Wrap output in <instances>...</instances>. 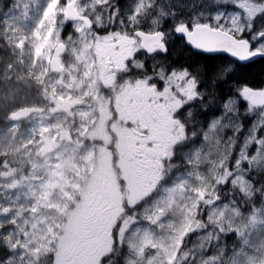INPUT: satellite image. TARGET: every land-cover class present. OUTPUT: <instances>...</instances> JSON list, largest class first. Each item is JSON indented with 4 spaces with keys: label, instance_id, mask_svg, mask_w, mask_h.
Listing matches in <instances>:
<instances>
[{
    "label": "snow or ice",
    "instance_id": "6c2138e0",
    "mask_svg": "<svg viewBox=\"0 0 264 264\" xmlns=\"http://www.w3.org/2000/svg\"><path fill=\"white\" fill-rule=\"evenodd\" d=\"M33 33H50L61 63L74 51L98 108L141 93L156 131L143 130L136 173L98 206L77 190L104 146L89 114L42 126L67 154L29 195L0 200V264H264V0H44Z\"/></svg>",
    "mask_w": 264,
    "mask_h": 264
},
{
    "label": "flooded vegetation",
    "instance_id": "af4514ba",
    "mask_svg": "<svg viewBox=\"0 0 264 264\" xmlns=\"http://www.w3.org/2000/svg\"><path fill=\"white\" fill-rule=\"evenodd\" d=\"M63 51L55 43L49 51L45 73L40 81L34 77H15L3 82L1 65L6 52L0 48V86L6 83L13 85L15 90H20L0 95V200H12L15 203L16 199L29 195L31 178L35 173L47 174L49 164L57 159L58 153L67 154L65 141L59 135L53 140L49 133H44L45 138L41 139L39 129L44 125L59 124L64 129H71L74 119L76 122L80 121L81 111L89 114L93 142L97 145L103 143L104 146L97 147L94 159L89 161L88 177L85 178L81 173L83 188L78 186L77 190L87 191L90 199L98 206L106 205L114 196L119 195L118 177L127 179L136 173L142 159L140 153L143 147V130L148 128L150 135L156 131L154 127H149L153 124L155 113L141 93L113 97L110 105L106 100L103 107L98 108L95 101L85 96L82 90L92 87L87 78L77 79L78 73L71 63L74 51L65 55L61 63L60 54ZM101 55L106 62L109 54L98 52V65ZM84 59L86 57L81 53V60ZM65 64L69 65L67 69L64 68ZM88 73L94 77L102 75V67L100 73H95L89 63ZM61 78L65 82H71L70 89L58 82ZM69 91L71 99L68 98ZM61 95L65 99L61 100ZM73 100L77 103L73 104ZM54 105L55 110H52ZM69 106L73 108V114L66 116L64 109ZM21 108L28 111L18 112L21 115L16 126L9 127L8 113ZM94 111H99L100 115L93 123ZM50 132L58 133L60 128L53 127ZM108 145H112L111 151L108 150ZM102 151L107 152V158L99 157ZM26 175L28 179L25 178Z\"/></svg>",
    "mask_w": 264,
    "mask_h": 264
},
{
    "label": "rangeland",
    "instance_id": "374dc122",
    "mask_svg": "<svg viewBox=\"0 0 264 264\" xmlns=\"http://www.w3.org/2000/svg\"><path fill=\"white\" fill-rule=\"evenodd\" d=\"M43 5L44 0H0V48L6 52L1 65L3 82L15 77H34L40 81L43 77L49 51L55 45L48 39L50 33L43 36L33 33ZM25 6L28 9L27 19L22 14ZM13 87L1 84L0 95L20 91ZM99 157L105 159L108 154L102 151Z\"/></svg>",
    "mask_w": 264,
    "mask_h": 264
},
{
    "label": "water",
    "instance_id": "95a60500",
    "mask_svg": "<svg viewBox=\"0 0 264 264\" xmlns=\"http://www.w3.org/2000/svg\"><path fill=\"white\" fill-rule=\"evenodd\" d=\"M53 64H54V67H55V61H54V63H53ZM17 115H18V117H19L21 114H17Z\"/></svg>",
    "mask_w": 264,
    "mask_h": 264
}]
</instances>
